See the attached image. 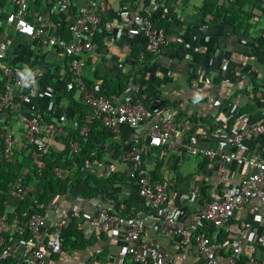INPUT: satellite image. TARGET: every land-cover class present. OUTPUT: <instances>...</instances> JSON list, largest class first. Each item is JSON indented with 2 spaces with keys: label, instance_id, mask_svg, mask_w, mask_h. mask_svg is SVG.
<instances>
[{
  "label": "crops",
  "instance_id": "0c3cea01",
  "mask_svg": "<svg viewBox=\"0 0 264 264\" xmlns=\"http://www.w3.org/2000/svg\"><path fill=\"white\" fill-rule=\"evenodd\" d=\"M59 2L28 0V21L45 31L30 38L4 21L13 6L10 0H0V40L6 45V61L32 75L23 106L7 116L0 113V125L6 123L7 131L17 138L23 128L25 107L33 105L47 119L62 115L68 132L76 129L80 100L68 86L66 56L53 45L51 37L68 40L67 24L76 8L91 3L101 23L95 32L93 51L81 56L82 80L98 87L103 80L114 81L129 72L128 78L132 77L144 104L175 125L171 145L151 148L143 155V164L154 179L169 176L175 183L168 189L164 208L142 207L134 178L120 157L130 145L145 139L147 124L121 126L118 133L108 131L102 136L101 153L86 156L88 172L80 176L110 178L111 183L94 194H89L95 191L91 182L80 183L71 193L50 198L43 209L45 227L34 237L44 246L41 262L26 258L31 246L21 244L25 237L12 217L7 221L4 248L8 249L2 255L3 263L133 264L117 251L126 220L142 208L145 219L140 240L145 244V264H205L196 257L190 234H161L158 223L169 214L185 222H197L206 201L219 199L238 187L250 171L246 159L264 160V133L243 137L237 146H229L235 132L251 122H264V9L258 0H66L64 10ZM217 7L226 19H213ZM143 16L162 30L157 22L173 17L179 29L168 31L159 52L138 67L131 51L142 48L139 23ZM1 82L0 73V87ZM126 94L127 84L124 90L111 91L107 97L117 102ZM185 144L221 148L231 152L233 158L222 162L187 154ZM18 170L27 171L22 165ZM102 209L119 215L120 231L100 224ZM5 211L12 213L13 206L6 204ZM69 215L75 229L88 240L81 248L56 242L54 223ZM196 231L209 233L211 226L198 221ZM263 235L264 196L235 209L223 224L216 264H264Z\"/></svg>",
  "mask_w": 264,
  "mask_h": 264
},
{
  "label": "built area",
  "instance_id": "2783aa9c",
  "mask_svg": "<svg viewBox=\"0 0 264 264\" xmlns=\"http://www.w3.org/2000/svg\"><path fill=\"white\" fill-rule=\"evenodd\" d=\"M13 10L8 12L4 18L7 24H11L13 29L24 36L34 38L45 34L42 27L36 26L28 21L30 12L28 0H10ZM228 2L230 0H222ZM264 9V0H258ZM66 0H60L59 8L64 10ZM100 22L99 14L93 5L88 3L76 8L71 21L67 24L69 39L64 41L51 37L55 47H59L66 58L69 83L71 88L75 87V92L80 102L87 108L83 115L81 126L78 131L68 139V151L70 158L78 150L79 139L89 130L93 121H97L102 127L111 133H118L121 126L135 128L141 124H147V135L139 143L130 145L127 151L121 155L124 165L130 169V175L134 178L136 191L141 199L142 207L151 210H160L167 205L168 189L175 183L173 177L164 176L160 179L151 177L144 166L143 155L153 147H168L171 145V134L175 130L173 121L166 117H161L154 113L137 96L138 90L132 82V77L127 79V94L122 100L113 102L107 96L99 94L96 86H87L81 78L82 62L81 56L90 53L94 49L92 38ZM139 30L143 37V45L139 56L143 52L156 54L159 52L164 42L165 35L162 29L155 28L152 21L143 16L139 23ZM5 43L0 40V113L7 116L18 110L23 105L24 92L32 82L30 72L19 66L12 65L5 58ZM23 128L17 138L11 136L7 131L6 123L0 125V153L2 157L9 160L17 158L18 147H28L30 156L40 167L43 166L36 158L49 150H61L63 143L60 137H67L68 130L65 126V118L58 115L55 119H47L45 115L33 105L25 107V115L22 117ZM264 133V122L254 121L245 128L235 132L230 140L229 146H237L243 137H252L256 134ZM184 150L187 154L201 155L209 160H219L228 162L233 158V154L221 148L208 149L197 147L192 144H185ZM246 166L250 169L240 180L236 189L231 190L219 199L206 201L199 214L200 223L209 224L211 231L205 233L196 231L197 222H185L175 215L169 214L158 223V230L161 234L167 235H191L193 248L196 257L205 264H216V252L219 248L218 234L221 227L232 216L233 211L240 206L264 196V160L250 157L245 160ZM68 164L53 168L55 177L64 179L70 171ZM88 172L86 164L79 168V174ZM8 194L17 200H22L26 194V187L22 183L13 184ZM58 194L52 196L56 198ZM38 208L42 207L39 203ZM143 209L135 210L131 217L125 222L126 230L121 233V242L118 245V255L128 256L133 264H145V244L140 240V227L145 217ZM71 216L54 223L56 242L61 245V230L68 225ZM100 224L110 230L120 231V217L118 214L107 212L105 209L99 213ZM46 217L43 211L30 214L24 222L18 223L17 229L22 233L25 229L29 235L21 239V244L31 246L26 253L28 260L41 262L44 257L40 242H35L34 237L45 227ZM7 221L4 216H0V264L2 255L6 253L4 248ZM264 237V235L262 236ZM25 240V241H23ZM48 245H45L47 248Z\"/></svg>",
  "mask_w": 264,
  "mask_h": 264
},
{
  "label": "trees",
  "instance_id": "16d2710c",
  "mask_svg": "<svg viewBox=\"0 0 264 264\" xmlns=\"http://www.w3.org/2000/svg\"><path fill=\"white\" fill-rule=\"evenodd\" d=\"M230 2L231 0L229 3ZM217 18L226 19L225 16L221 14V9L218 7L213 14V19ZM100 23L101 19L97 25V29ZM157 23L163 28L164 35L170 30L177 31L179 29L176 27V21L173 17H170L168 21L160 20ZM94 36L92 41H94ZM141 51V49L131 51L133 61L138 67L140 65H145L149 58L153 56L151 53L143 52L140 57L139 52ZM66 60L68 61L67 58ZM128 75L129 72L117 76L114 81L103 80L102 83L97 84V92L104 96H108L111 91L124 90ZM83 82L85 83V81ZM85 84L87 86H93V84ZM71 90L72 92H75V87L72 86ZM137 96L141 99L139 94H137ZM80 106V115L77 118L79 123L77 124L76 129L72 133L68 132L67 137L59 138L63 143V148L59 151L49 150L36 158L43 164V166L40 167L34 162L30 156V150L28 147H18L16 150L17 158L14 160L5 159L0 153V216H4L6 221H9L13 217L16 218L19 223L24 222L30 214L34 212L41 213L52 196L56 194L61 195L64 193H71L72 189L80 183L91 182L94 185L95 191L89 194H94L96 191H103L111 183L112 179L110 178H98L90 175L83 178L79 174V168L85 163L88 154L95 152V155L97 156L101 153L99 146L103 144L102 136L106 134L108 130L102 127L97 121H93L89 130L79 139L78 150L70 158L68 139L78 131L82 123L83 115L87 112V108L81 102ZM20 151H22V154ZM66 164L71 167L67 176L64 179L55 177L53 174V168ZM21 165L27 170L24 173L18 170V167ZM17 182L24 184L26 187V194L22 200L10 197L8 194L10 187ZM8 203L13 206L12 213L5 211V206ZM39 203L42 204L41 208L36 206ZM28 234L29 231L26 229L22 232L23 237H26ZM60 235L62 237L63 245L72 248H81L86 242H88V240H85L82 237L81 232L75 229L74 223L72 222L68 223V225L62 229ZM5 261L7 263V257Z\"/></svg>",
  "mask_w": 264,
  "mask_h": 264
}]
</instances>
